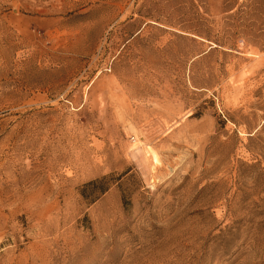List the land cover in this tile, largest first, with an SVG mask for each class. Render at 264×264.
<instances>
[{"label":"rangeland","instance_id":"374dc122","mask_svg":"<svg viewBox=\"0 0 264 264\" xmlns=\"http://www.w3.org/2000/svg\"><path fill=\"white\" fill-rule=\"evenodd\" d=\"M0 264H264V0H0Z\"/></svg>","mask_w":264,"mask_h":264}]
</instances>
